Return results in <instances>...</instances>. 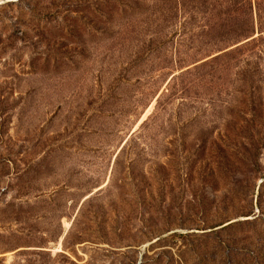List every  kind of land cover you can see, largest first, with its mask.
Returning <instances> with one entry per match:
<instances>
[{
	"label": "rangeland",
	"instance_id": "obj_1",
	"mask_svg": "<svg viewBox=\"0 0 264 264\" xmlns=\"http://www.w3.org/2000/svg\"><path fill=\"white\" fill-rule=\"evenodd\" d=\"M264 264V0H0V264Z\"/></svg>",
	"mask_w": 264,
	"mask_h": 264
},
{
	"label": "water",
	"instance_id": "obj_2",
	"mask_svg": "<svg viewBox=\"0 0 264 264\" xmlns=\"http://www.w3.org/2000/svg\"><path fill=\"white\" fill-rule=\"evenodd\" d=\"M140 263H141V261L138 264H140Z\"/></svg>",
	"mask_w": 264,
	"mask_h": 264
}]
</instances>
